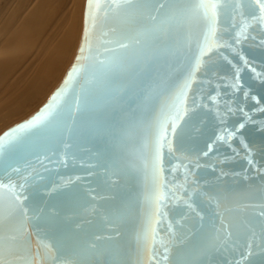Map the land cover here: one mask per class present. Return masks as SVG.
I'll use <instances>...</instances> for the list:
<instances>
[{"label":"water","instance_id":"water-1","mask_svg":"<svg viewBox=\"0 0 264 264\" xmlns=\"http://www.w3.org/2000/svg\"><path fill=\"white\" fill-rule=\"evenodd\" d=\"M117 2L95 0L67 83L0 141V185L27 197L0 189L5 264H264V77L245 69L233 92L228 63L240 53L264 73V24L249 0L218 7L213 34L197 0H144L132 22ZM161 3L174 10L162 31ZM241 25L250 39L218 47ZM229 106L251 115L253 166L235 138L239 156L214 143L244 119Z\"/></svg>","mask_w":264,"mask_h":264},{"label":"bare ground","instance_id":"bare-ground-1","mask_svg":"<svg viewBox=\"0 0 264 264\" xmlns=\"http://www.w3.org/2000/svg\"><path fill=\"white\" fill-rule=\"evenodd\" d=\"M94 5L0 0V141L38 117L67 83L85 47ZM33 111L8 130L10 122Z\"/></svg>","mask_w":264,"mask_h":264},{"label":"snow or ice","instance_id":"snow-or-ice-1","mask_svg":"<svg viewBox=\"0 0 264 264\" xmlns=\"http://www.w3.org/2000/svg\"><path fill=\"white\" fill-rule=\"evenodd\" d=\"M228 0H223V4H221V0H197V7L199 9L203 10V15L207 20L208 23V30L210 34L214 33V25L216 23V9L218 7H221L223 5H226ZM249 4L251 5V11L249 12V15L252 17L253 20L257 21L259 24H264V0H249ZM117 8H127L129 9L128 13V21L132 22L135 21L137 15H141L146 7V3L144 0H119V2L116 3ZM174 16V10L170 8L169 6L161 3L158 15L156 16H150V19L153 21V28L163 30L164 26L166 24H169L171 19ZM248 25H241V30L237 33L231 36L230 40L222 41L218 47H224L229 48L235 51L234 45H239L242 43V41H246L250 39L251 37L247 35L243 29L247 27ZM125 38L133 41L134 43H140V36H126ZM264 43V41H262ZM121 48L127 50L130 45L121 43ZM240 60V65L233 64L231 60H228V63L233 67L234 71V77L233 82L230 85V87L233 89V92L239 91L241 88V85L239 83L240 81V74L245 69H250L252 73H254L257 77H264V73L257 72V69L255 67H252L250 62L240 53H237ZM227 59V57H225ZM244 97H248V92L244 91L243 93ZM253 99H256L253 97ZM239 111L244 119L239 122L234 127H222L219 130L218 135L215 138L214 143L223 142L228 145V147L231 149L232 153L235 156H239V151L232 146L231 140L235 138L239 144L246 150V158H248L251 155V149L248 147L247 143L244 141L243 136L240 134L241 130L244 129L245 125L248 122H251V115L248 112H245L243 106H239L238 109H233L232 107L227 108L228 113H233L234 111ZM256 111H259L261 113H264V105H260ZM222 124H226V120L224 118L221 119ZM175 127L172 129V133L174 134ZM164 143L167 144V147L169 150L171 149V134L164 132L162 138ZM161 139H158L157 141V154L160 155V148H161ZM212 150V145L208 146V151ZM208 151L204 152V155H208ZM248 164L250 166H253L255 164V161L251 158H248ZM4 187H7L9 191L13 193L14 199L16 202L23 204V200H26L27 197H22L21 194H19L16 190L14 185H0V189H3ZM264 215V213H262ZM246 255H251V251H247ZM246 255L244 253L241 254V260L246 258ZM0 264H5L4 261V251L3 248L0 247ZM236 264H240V261H237Z\"/></svg>","mask_w":264,"mask_h":264},{"label":"rangeland","instance_id":"rangeland-1","mask_svg":"<svg viewBox=\"0 0 264 264\" xmlns=\"http://www.w3.org/2000/svg\"><path fill=\"white\" fill-rule=\"evenodd\" d=\"M40 107V106H39ZM36 112V111H35ZM34 111H33V113L32 112H30V113H28V114H26L25 116H22V117H20L19 119H17L16 121H13L12 123L10 122L9 124H8V130H10V129H12V128H15V127H17L18 125H20V124H22L23 122L22 121H24L25 119H27V118H29L31 115H33L34 113H35ZM35 116V115H34ZM21 122V123H20ZM18 123V125H16Z\"/></svg>","mask_w":264,"mask_h":264}]
</instances>
